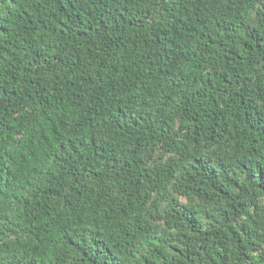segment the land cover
I'll return each mask as SVG.
<instances>
[{"label": "trees", "instance_id": "1", "mask_svg": "<svg viewBox=\"0 0 264 264\" xmlns=\"http://www.w3.org/2000/svg\"><path fill=\"white\" fill-rule=\"evenodd\" d=\"M264 0H0V264H264Z\"/></svg>", "mask_w": 264, "mask_h": 264}, {"label": "snow or ice", "instance_id": "2", "mask_svg": "<svg viewBox=\"0 0 264 264\" xmlns=\"http://www.w3.org/2000/svg\"><path fill=\"white\" fill-rule=\"evenodd\" d=\"M262 254H264V250H262Z\"/></svg>", "mask_w": 264, "mask_h": 264}]
</instances>
